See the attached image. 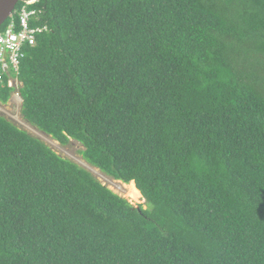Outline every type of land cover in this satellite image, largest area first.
Returning <instances> with one entry per match:
<instances>
[{
  "label": "trees",
  "instance_id": "16d2710c",
  "mask_svg": "<svg viewBox=\"0 0 264 264\" xmlns=\"http://www.w3.org/2000/svg\"><path fill=\"white\" fill-rule=\"evenodd\" d=\"M39 5L22 118L149 206L0 114V264H264V0Z\"/></svg>",
  "mask_w": 264,
  "mask_h": 264
},
{
  "label": "built area",
  "instance_id": "2783aa9c",
  "mask_svg": "<svg viewBox=\"0 0 264 264\" xmlns=\"http://www.w3.org/2000/svg\"><path fill=\"white\" fill-rule=\"evenodd\" d=\"M42 11L39 0H23L0 30V83L4 82L6 76L8 86L15 90L20 85L17 74L25 56V48L34 45L37 35L47 30L46 25L37 23Z\"/></svg>",
  "mask_w": 264,
  "mask_h": 264
},
{
  "label": "rangeland",
  "instance_id": "374dc122",
  "mask_svg": "<svg viewBox=\"0 0 264 264\" xmlns=\"http://www.w3.org/2000/svg\"><path fill=\"white\" fill-rule=\"evenodd\" d=\"M20 109H21V101L18 95L16 94V92L12 93L11 98L8 100L7 103H4V104L0 103V114L1 115L7 117L11 121H13V123H15L17 126L25 129L30 134L41 139L57 154L65 158L71 159L72 161L76 162L80 166L84 167L85 169L90 171L91 174L97 180H99L102 184L106 185L108 188H110L114 192L120 194L121 196L131 201L128 198L129 184L124 183L117 179H113L112 177L105 174L100 169L96 168L94 165L87 162L83 157L82 151L84 147L80 142L74 139H70L65 144L60 143L59 141L54 139L51 135L38 130L37 128L29 124L27 121H25L21 116ZM131 202L135 206H138L139 204H141L143 208H147L149 206L142 196L139 200L131 201Z\"/></svg>",
  "mask_w": 264,
  "mask_h": 264
},
{
  "label": "water",
  "instance_id": "95a60500",
  "mask_svg": "<svg viewBox=\"0 0 264 264\" xmlns=\"http://www.w3.org/2000/svg\"><path fill=\"white\" fill-rule=\"evenodd\" d=\"M20 0H0V26L13 15ZM131 202V201H130ZM132 203V202H131Z\"/></svg>",
  "mask_w": 264,
  "mask_h": 264
},
{
  "label": "bare ground",
  "instance_id": "6f19581e",
  "mask_svg": "<svg viewBox=\"0 0 264 264\" xmlns=\"http://www.w3.org/2000/svg\"><path fill=\"white\" fill-rule=\"evenodd\" d=\"M129 190H128V198L131 201H137L141 198L140 191L136 188L133 181H130L129 183Z\"/></svg>",
  "mask_w": 264,
  "mask_h": 264
},
{
  "label": "clouds",
  "instance_id": "9594fccd",
  "mask_svg": "<svg viewBox=\"0 0 264 264\" xmlns=\"http://www.w3.org/2000/svg\"><path fill=\"white\" fill-rule=\"evenodd\" d=\"M16 8V7H15ZM2 26V25H1ZM20 82V81H19ZM4 83V82H3ZM6 85L8 86V83L6 82ZM20 86V85H19ZM9 87V86H8ZM12 88V92H11V95H12V93H14L15 91H17L18 92V97H19V99H20V101H21V97H20V95H19V87H18V90H15L13 87H11ZM10 98H11V96H10ZM9 98V99H10ZM1 104H3V103H1ZM141 196H142V194H141Z\"/></svg>",
  "mask_w": 264,
  "mask_h": 264
}]
</instances>
